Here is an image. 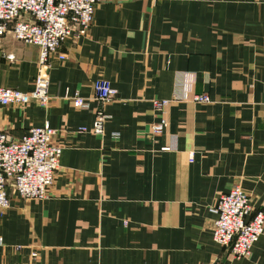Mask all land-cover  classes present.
I'll use <instances>...</instances> for the list:
<instances>
[{
	"label": "crops",
	"instance_id": "crops-1",
	"mask_svg": "<svg viewBox=\"0 0 264 264\" xmlns=\"http://www.w3.org/2000/svg\"><path fill=\"white\" fill-rule=\"evenodd\" d=\"M59 53L46 108L0 107V132L16 140L48 123L62 148L46 199L7 190L0 264H264V236L233 260L208 212L239 185L264 214V0H102L88 35ZM38 54L2 39L0 87L32 91ZM97 79L117 90L103 107ZM175 92L210 103H171L154 135L153 102ZM74 93L83 109L66 98ZM99 109L104 134L78 133Z\"/></svg>",
	"mask_w": 264,
	"mask_h": 264
},
{
	"label": "built area",
	"instance_id": "built-area-1",
	"mask_svg": "<svg viewBox=\"0 0 264 264\" xmlns=\"http://www.w3.org/2000/svg\"><path fill=\"white\" fill-rule=\"evenodd\" d=\"M102 0H0V41L6 36L39 49L37 75L33 90L21 92L0 87V107L26 106L35 102L43 108L49 104V70L56 60L66 57L59 48L70 39L86 37L92 27L96 6ZM193 75L186 73V75ZM117 90L105 79L93 83V99L101 107L112 102ZM75 109L85 107V99L78 93L66 97ZM189 101L193 104H208L206 94L189 93L183 96L173 93L171 98L155 100L153 107L162 113L161 119L152 125L154 135L163 134L169 125L167 111L171 103ZM107 117L102 109L95 115L91 128L81 127L78 133L104 134ZM55 130L48 123L31 127L20 139H13L0 132V211L10 205L8 189L23 200H44L53 184L62 148L52 143ZM168 148L162 149L163 151ZM193 161V154L188 162ZM215 218L212 239L220 247L230 249L233 260L248 259L253 246L264 236L263 211L253 210L249 196L239 185L221 195L208 208ZM34 256V255H33Z\"/></svg>",
	"mask_w": 264,
	"mask_h": 264
}]
</instances>
